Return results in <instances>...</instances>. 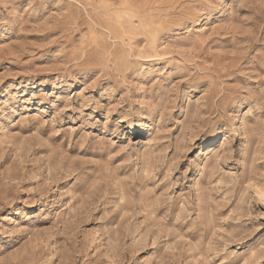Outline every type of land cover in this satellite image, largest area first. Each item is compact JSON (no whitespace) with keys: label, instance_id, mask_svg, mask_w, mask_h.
I'll return each mask as SVG.
<instances>
[{"label":"rangeland","instance_id":"374dc122","mask_svg":"<svg viewBox=\"0 0 264 264\" xmlns=\"http://www.w3.org/2000/svg\"><path fill=\"white\" fill-rule=\"evenodd\" d=\"M0 264H264V0H0Z\"/></svg>","mask_w":264,"mask_h":264}]
</instances>
